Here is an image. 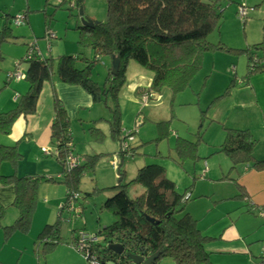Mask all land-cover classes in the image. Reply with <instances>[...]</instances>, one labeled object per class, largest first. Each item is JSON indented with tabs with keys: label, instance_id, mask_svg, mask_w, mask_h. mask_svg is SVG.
Masks as SVG:
<instances>
[{
	"label": "trees",
	"instance_id": "obj_1",
	"mask_svg": "<svg viewBox=\"0 0 264 264\" xmlns=\"http://www.w3.org/2000/svg\"><path fill=\"white\" fill-rule=\"evenodd\" d=\"M218 2L219 0H108L104 21L84 26L79 18L81 24L77 27L79 32L77 44L82 51L84 48H91L94 58L89 60L80 56L81 53L58 56L54 70L59 82L82 88L94 102L107 107L112 113V120L109 122L110 135L113 141L120 142L117 154L121 162L114 165L118 184L108 188L113 190L114 194L101 205V208L113 215L114 220L102 228L97 227V239L90 245L88 256L74 248L87 261L94 264H140L137 262L159 253L156 261L167 257L172 259L173 264H211L209 254L203 248L207 237L198 230L197 220L188 212H183L187 201L183 198L191 187L180 194L174 182L165 176V168L158 163L144 164L137 170L133 179L122 184V176L125 173L122 164L128 157L129 150L124 139H121L123 130L117 96L125 82L126 65L130 60L153 73L147 89H141L139 92V95L142 92L148 93L149 100L157 99L164 91L176 94L189 87L194 75L201 68L204 53L214 48H219L220 51L227 48L220 42L213 44L207 39L222 23ZM7 34L6 29L0 32V42L8 38ZM256 48L254 45L237 50L248 55L247 72L242 78L244 84H247L254 73L264 72V60L256 55L253 50ZM102 56L109 58L110 62L112 58H117L119 68L115 76L108 73L104 86L101 87L91 79L93 67ZM254 57L258 59L259 64L254 63ZM21 62L27 65L23 79L27 81L28 87L26 93L20 95L13 109L0 112V130L3 133L9 132L17 117H27L35 112L42 85L52 76V63L49 59L40 58L32 46L27 49ZM78 62H82L83 65L78 67ZM52 107L51 140L56 145V154L50 156H54L62 166L60 182L66 187L67 201L71 193H79L77 192L79 178L84 171L93 169L96 157L83 165L77 162L70 170L65 168L67 158L73 152L69 131L70 119L57 96H54ZM169 123L170 120L157 123V139L161 140L170 134ZM222 129L224 139L215 148L217 149L215 153L227 157L231 164L223 180H235L230 177L231 173L238 174L241 169L263 171L264 160L256 159L253 155V147L256 146L257 140L252 133L247 129H235L225 125H222ZM202 135V131L196 133L194 140L175 137L174 151L178 163L199 158L196 149ZM16 158L15 147L0 146V162L4 159L14 162ZM51 181L57 180L47 176L18 178L13 175L4 177L0 174V185L12 184L16 191L12 206L17 209L19 218L12 226L7 227L8 231L25 232L28 229L36 207L38 186L42 182ZM134 186L140 187V193L130 196L127 189ZM63 209L64 207H61L60 212ZM3 216L4 208L0 207V225ZM61 225L58 219L42 229L39 239L44 255L61 243ZM80 231L83 230H79L78 233ZM112 247H120L122 252L116 253Z\"/></svg>",
	"mask_w": 264,
	"mask_h": 264
},
{
	"label": "rangeland",
	"instance_id": "obj_2",
	"mask_svg": "<svg viewBox=\"0 0 264 264\" xmlns=\"http://www.w3.org/2000/svg\"><path fill=\"white\" fill-rule=\"evenodd\" d=\"M75 1H79V9L75 7ZM107 2L108 0H0V32L6 29L7 35H9L6 40L0 42V56H2L0 59V87H3V83L8 81L7 73L13 71L16 63L25 55L22 40L34 42L44 53V58L49 59L55 67L57 58L60 55H77L81 53L80 56L89 60L93 59L94 53L91 48H84L82 51L77 44L79 39L77 27L81 24L80 11H82L83 17L101 22L106 19ZM218 5L221 8L222 23L219 29L212 31L207 39L213 44L220 42V44L226 45L227 48L221 51L219 48H214L205 52L201 68L185 90L176 94L164 91L156 101L142 102L141 97L135 95L133 90L138 86V83L142 84L139 86L142 90H146V83L152 79L153 73L131 60L128 61L125 82L121 90L118 91L117 96L121 128L123 130L121 139H124L123 141L129 150L127 152L129 153L128 157L123 160L122 164L123 170H125V174L122 176V184H126L133 179V176L136 175L137 170L142 165L158 163L165 168V176L174 182L177 191L183 194L185 189H189L190 186L193 187V190H196L197 187L200 189L201 183L207 181H203L204 175L202 173L206 169L204 164L206 162L207 164L214 163L223 156L214 153L215 151L210 149L209 153L212 154V157H209L207 148L208 145H211L210 142L222 143L224 136L217 139L218 134H224L220 123L229 121L226 124L230 126L229 123H233V118L237 114L236 111H230L226 103L230 107L237 99L232 98L223 103L219 102L221 101L219 99L218 101L215 100V97L223 96L228 88L227 86L233 82L232 65L236 71L238 70L237 77L239 79L246 75L247 55L237 50L254 47L255 45L257 48L253 50L256 55L259 58H264V0H219ZM245 7L248 14L246 22H243L238 18L236 12L239 8L244 9ZM24 14L28 18L29 24L16 25L15 19ZM48 32L51 33V36ZM48 45L51 47L50 50ZM214 55L217 59L216 65L213 63ZM228 57L233 59L232 65L229 64ZM77 65L80 67L83 63L78 62ZM110 66V59L102 56L100 61L93 67L91 80L101 87L104 86L109 73L107 69ZM25 67L27 66L25 65ZM226 67L229 68L228 72ZM252 78V81L256 83H264V75L258 74ZM15 82L24 83L25 81ZM232 91L235 93L232 95L234 97H237L236 93L241 92L238 86H235ZM41 93L37 102V116L41 117L37 118H43L46 111H48V103L46 104ZM3 94H5V88L0 91V95ZM213 94L217 96H213ZM108 101L110 102V99ZM16 105L6 108L7 110H4V112L13 109ZM213 113L214 115L224 114V121L212 120L214 119ZM87 114L93 119L92 122L88 120L84 124L75 120L70 121L69 124V131L72 132L74 128L73 130L78 135L77 141L74 139L71 154L75 156L78 164L83 165L91 158L96 157L93 169L90 168L84 171L78 182L77 192H79L80 199L77 204H83L81 206L83 213L80 218L72 214L74 219L69 222H67L66 217L60 219L62 223L60 228L61 243L55 247V250L46 253L44 257L40 256L42 264H90L91 262L86 261L83 255L70 247L72 231L74 229L77 232L83 230L80 232L90 236L96 235L97 227L102 228L111 224L114 220L113 215L101 208V205L102 202L114 194V191L108 188L118 184L114 163H117L120 159L117 154L120 149V142L113 141L110 135L108 128L109 122L112 120V113L107 107L101 103L94 104ZM254 114L256 113L252 109H249V111L244 110L243 117L250 119L251 122ZM166 120H170L168 125L170 134L167 135L168 137L159 140L157 139V123ZM200 131L203 135L196 149L199 158L194 161L186 160L182 164L178 163L174 151L175 137L180 136L194 140L196 133ZM50 146L53 153H55V143ZM209 160L211 161L209 162ZM207 178H210V176L207 175ZM41 185L43 187H39L35 204V206H38L39 216L44 215V207L47 206L46 197L48 196L49 199H57L58 197L56 189H49L48 192V185L57 186L60 197L63 198L65 194V186L49 182H44ZM127 190L130 196H135L140 193L141 189L134 186ZM188 194L187 192L185 196ZM195 200L192 199L187 203H193ZM202 200L206 202V199H200V202ZM55 203L54 201L51 202V204ZM187 203L184 204L183 212H187ZM57 205V207H54V222L57 220L56 216L60 208V205ZM211 207V203L207 202L203 206V210L200 211L204 212ZM171 260L166 257L156 262L157 264H173Z\"/></svg>",
	"mask_w": 264,
	"mask_h": 264
},
{
	"label": "crops",
	"instance_id": "obj_3",
	"mask_svg": "<svg viewBox=\"0 0 264 264\" xmlns=\"http://www.w3.org/2000/svg\"><path fill=\"white\" fill-rule=\"evenodd\" d=\"M22 16L25 17V20L23 19L22 23L18 26L29 24L26 15L24 14ZM22 41L27 44L26 46L23 45L25 47V54L27 49L32 46L33 51L36 52V54L38 53L40 58L45 57L42 50L34 42ZM48 49L50 50L51 47ZM24 57L25 55L22 58ZM228 59L230 60L229 64L232 65L233 59L229 57ZM262 59L264 60V58ZM216 60V55H214L213 63L217 62ZM25 65L26 63L20 60L16 63L14 70L7 73L8 81L3 83V87H0L1 90L5 88V94L0 95V112H4V110H7L6 108H11L13 105L17 104L21 97L20 95L26 93L28 87L27 81L23 78L18 80L10 77V74L14 73L15 70L19 71L24 76L26 72L25 69H27ZM55 68L56 67L52 65V76L50 80L44 81L41 89V94L46 104L48 103V111H46L44 117L37 118L41 116H37L38 109L37 106H35L36 110L33 114L27 115V117H17V120L15 119L12 123L9 132L3 133L0 130V146H13L16 148L17 152V158L14 162L9 159H4L0 162V174L4 175V177L10 175L18 178L25 176H47L48 178L53 177V179L56 178V180H58L49 183L64 186L60 182V179H62V166L57 162L54 156H45L42 154L43 148H49L53 153L50 145L54 144L51 140V124L53 121L52 105L54 96H57L63 103L70 121L78 120L79 123L83 122L84 124L88 122V120L90 122L93 121L87 112L91 111L94 104L97 103L94 102L91 96L85 93L82 88L65 85L59 82L54 70ZM231 68L234 75V80L231 82L233 84L231 86L229 85L230 87L227 86L229 89H226L223 96L215 97V100L218 101L217 98H220L219 100L221 101L219 102L225 103L224 101H228L232 98L237 99L230 107L226 103L230 111H236L235 113L237 114L233 118V123H229L231 127L226 124V122L229 121L220 124L230 128L247 129L250 131L252 133L251 135L257 140L256 146L253 147V155L256 159L264 160V83L252 81V77L258 75L257 72L250 76L247 84H244L242 83V78L244 76L239 79V77H237L238 70L236 71L233 65ZM228 69L229 68L226 67L227 72ZM107 71L109 70L107 69ZM259 74L264 75V72H260ZM22 80L25 82H15ZM150 82L151 80L146 84L148 85ZM137 85L136 87L134 86L135 89L133 91L135 95L140 96L139 92L142 90L139 86L142 84L138 83ZM235 86H238L241 91L236 93L237 97L232 96L235 94L232 91ZM213 96L217 95L213 94ZM241 99H243V101H241ZM153 100L156 101L157 99ZM148 101L150 100L148 99ZM249 109H252L256 113L251 122L250 119L243 117L244 110L249 111ZM223 115L224 114L219 113L218 115H214L213 113L212 116L214 119L212 120L219 119L220 121H224ZM82 126L83 124L81 127ZM73 129L72 132H70L72 143L74 139L77 141L78 138L76 131ZM222 136H224V134H218L217 139ZM210 143L211 145H208L207 149L209 157H212V154L209 153L210 149L216 151L215 148L220 144L216 142ZM210 161L211 160H209V162ZM120 162L121 160L119 159L114 165ZM204 165H206V169L204 170L205 173L203 172L202 174H207L210 178L204 175L203 181H207L201 183L202 185L199 186L200 189L197 187L196 190H188V192H190V199H188L186 203L192 199H196L193 203H187V212L194 219H197L196 224L198 230L203 236L207 237L203 248H205V251L209 254L211 264H258L260 262L264 264V219L258 216L253 209L264 206V170L241 169L238 171V174L234 172L231 173L230 177L235 180H223L224 175L228 174L227 172H229L231 165L227 157L223 155L216 160V162H210L208 164L206 162ZM43 183L44 182L41 184ZM41 184L38 186L37 192L39 187H43ZM49 185L47 186L48 192L49 189H56V193H58L57 199H49L48 196L46 197L47 206L44 207L43 216L38 215V206L35 207L29 227L25 232L7 230V227L9 228L12 226L17 218H19L17 209L12 206L15 201L16 191L12 184L0 185V207L4 208V216L0 225V264H42L40 256L44 257L46 254L44 255L41 251L40 233L46 225L53 224L55 218L54 207L57 204L61 207V204H63L66 199V187H64L65 194L62 198L59 196L60 192H58L59 190L57 191V186ZM190 187L193 188L192 186ZM200 199H206V202H203V200L200 202ZM52 201L56 203L51 204ZM78 201H76L74 205L77 206L76 208L79 207L82 209L80 213V215H82L83 208L81 206L83 204H77ZM207 202L211 203L212 207L204 212L200 211L203 210V206H205ZM72 214L76 216V214L69 211L67 212L66 210L60 212L59 208L56 218L60 220L66 217L67 222H69L71 219H74ZM80 215L76 217L79 216L80 218ZM200 218L202 220L201 222ZM77 234L78 232L74 233V231H72V235L70 236V247L72 249H74L71 245L73 242L72 240L76 239ZM55 247L53 250H55ZM90 264H92V262Z\"/></svg>",
	"mask_w": 264,
	"mask_h": 264
},
{
	"label": "built area",
	"instance_id": "obj_4",
	"mask_svg": "<svg viewBox=\"0 0 264 264\" xmlns=\"http://www.w3.org/2000/svg\"><path fill=\"white\" fill-rule=\"evenodd\" d=\"M247 11H248L247 8H244V9L243 8H239L238 12H236L237 15H238V18L241 21H243V22L247 18V14H248ZM23 19H24V17L20 16V17H17L14 22H15L16 25H19V24L22 23ZM48 33H49V36H51V33L50 32H48ZM254 63H258L259 64V61H258V59L256 57H254ZM10 77L18 79V80L24 78V76L17 70H15L14 73L10 74ZM140 97H141L142 102H147L148 98H149V95L146 92H142ZM70 145L71 144H69V146ZM42 154H44L45 156H47V155L49 156V155L52 154V152H51V150L49 148H43L42 149ZM54 154H56V152ZM76 164H77V160L73 156L69 155L68 158H67V164H66L65 168H68V170H70L71 168L76 166ZM203 175H205V174H203ZM79 198H80V196H79L78 193H75V192L71 193L70 196L68 197L67 201L64 202L65 204H62L63 206H61V207L62 208L64 207L63 210H66L67 212L68 211L69 212H73L74 214H76V216L80 215L82 209H80L79 207L76 208L75 205H74V203L76 201H78ZM183 199H185V200L190 199V194L185 196ZM61 207H60V209H61ZM253 209H254V211L256 212V214L258 216H260L261 218L264 219V206H260L258 208H253ZM96 239H97L96 235L90 236V235H88V234H86L84 232H79L77 237H76V239L72 240L73 242H72L71 245H72L73 248L78 250L80 253H83V254H85V256H88L89 255V253H88L89 252V247H90V245L93 242H96ZM263 252H264V249H263ZM258 264H263V262H260Z\"/></svg>",
	"mask_w": 264,
	"mask_h": 264
},
{
	"label": "water",
	"instance_id": "obj_5",
	"mask_svg": "<svg viewBox=\"0 0 264 264\" xmlns=\"http://www.w3.org/2000/svg\"><path fill=\"white\" fill-rule=\"evenodd\" d=\"M80 3L79 1H75V7L77 8H80ZM83 13L82 11H80V16H81V21L82 23L84 24V26H92L94 23H97V22H93V20H90V19H87L85 17L82 16ZM119 66V60L117 58H112L111 60V67H110V75L112 76H115L117 74V71H118V67ZM112 249L114 250V252L116 253H121L122 249L120 247H112ZM159 257V253H155L153 254L152 256H150L149 258H147L146 260L142 261V262H137V263H140V264H154V262H156V260L158 259Z\"/></svg>",
	"mask_w": 264,
	"mask_h": 264
}]
</instances>
